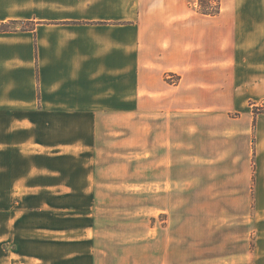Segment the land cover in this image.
Here are the masks:
<instances>
[{
	"label": "crops",
	"instance_id": "0c3cea01",
	"mask_svg": "<svg viewBox=\"0 0 264 264\" xmlns=\"http://www.w3.org/2000/svg\"><path fill=\"white\" fill-rule=\"evenodd\" d=\"M259 102L264 0H0V264H249ZM127 148L144 208L102 181Z\"/></svg>",
	"mask_w": 264,
	"mask_h": 264
},
{
	"label": "rangeland",
	"instance_id": "374dc122",
	"mask_svg": "<svg viewBox=\"0 0 264 264\" xmlns=\"http://www.w3.org/2000/svg\"><path fill=\"white\" fill-rule=\"evenodd\" d=\"M175 81L176 78H174ZM253 108H259L262 111L264 110V102L259 103H251L250 104ZM125 146V145H122ZM254 147V146H253ZM134 152L126 150H116L114 152H108V154L113 155L111 159L108 157L109 166L103 167V174L102 181H104L107 185L115 186L117 190L121 191L123 194V198L120 200H112L114 205L117 206H134L138 208L145 207V161H144V152H138L139 156L137 159V164L128 165L129 160L134 159L130 157V154L133 155ZM121 156L123 160H127L128 162H121L117 163L112 161L113 158L115 160ZM134 158V157H133ZM121 159V160H122ZM107 162V163H108ZM256 170V156L254 151V156L251 157L248 168L246 166L241 167L239 170V178L245 181L246 175L248 173L249 177L251 178V186H252V176L255 175ZM114 182V183H113ZM110 183V184H109ZM135 192L137 195L136 198L128 199L124 196L125 192ZM102 203L106 204L109 200H101ZM261 252L258 254L257 245L253 244L251 247V261L249 264H264V246L260 248ZM260 255V257H259ZM257 258L260 259L255 261ZM233 264H240L234 262Z\"/></svg>",
	"mask_w": 264,
	"mask_h": 264
},
{
	"label": "trees",
	"instance_id": "16d2710c",
	"mask_svg": "<svg viewBox=\"0 0 264 264\" xmlns=\"http://www.w3.org/2000/svg\"><path fill=\"white\" fill-rule=\"evenodd\" d=\"M198 8L201 14L207 16H216L221 11V0H197ZM254 113H264L259 108H254Z\"/></svg>",
	"mask_w": 264,
	"mask_h": 264
}]
</instances>
